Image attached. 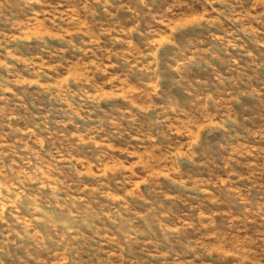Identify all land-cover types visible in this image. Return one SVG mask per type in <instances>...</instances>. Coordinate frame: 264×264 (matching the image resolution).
<instances>
[{
  "label": "rangeland",
  "instance_id": "374dc122",
  "mask_svg": "<svg viewBox=\"0 0 264 264\" xmlns=\"http://www.w3.org/2000/svg\"><path fill=\"white\" fill-rule=\"evenodd\" d=\"M0 264H264V0H0Z\"/></svg>",
  "mask_w": 264,
  "mask_h": 264
}]
</instances>
